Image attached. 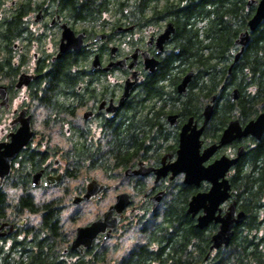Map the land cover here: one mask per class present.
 I'll return each instance as SVG.
<instances>
[{
  "label": "clouds",
  "instance_id": "obj_1",
  "mask_svg": "<svg viewBox=\"0 0 264 264\" xmlns=\"http://www.w3.org/2000/svg\"><path fill=\"white\" fill-rule=\"evenodd\" d=\"M36 3H41L42 7L47 5L50 19L34 22L35 11H29L21 20L24 30L8 44L11 51L3 53L9 61L4 71L7 73L10 67L23 76H0V192L4 194L0 232L11 228L15 233L12 239L23 240L29 255L40 252L48 261L58 264H96L97 259H103L104 264H123L122 258L134 247L143 246L150 253L157 252L164 244L162 235L170 231L165 220L170 219V213L175 210L190 221L185 231L194 226L196 216L200 219L197 234L189 232L184 242V264H196L205 251L209 253L208 264H264V246L255 249V260L245 250L250 241L259 240L262 234L264 190L257 192L254 186L247 192L239 186L230 189L229 179L217 184L214 191L218 196L212 199L208 195L212 186L202 178L196 180L200 185L198 189H190L192 172L176 159L172 143L182 121L191 115L190 125L185 126V137L190 139L196 135L197 126L203 123L205 138L197 140V145L219 147L226 144L229 137L226 134L225 141L220 142L208 139L209 128H223L225 119L231 118L237 125L232 133L236 136L241 123L261 111L262 106L256 105L251 113L242 112L239 106L226 111V101L221 97L227 94L228 82L224 89L215 88L218 93L215 98L197 91L212 86L210 75L221 68L219 63L210 70V75L204 74L203 65L192 63L191 82L178 91L179 72L189 65L176 61L170 65L175 71H168L163 79L156 81L159 99L155 103L163 101L165 105H171V111L178 112L177 116L170 117L166 108H161L158 113L153 110L147 116L122 112L118 104L122 90L126 88L125 102L135 103L144 96L143 83L151 75L149 68L144 66L145 62L148 61L154 71H159L156 59L165 61L170 56L179 55V44L168 42L173 41L172 31L161 35L164 24L146 22L144 14L133 3H127L114 14L101 12L91 25L74 24L67 15H61L55 0H34L33 9ZM257 4L262 9L264 0H243L238 11L225 18L232 34L225 53L227 58L240 51L236 37L244 34L251 38L264 34V16L253 22V31L248 29L250 9ZM16 7L15 0H3L0 18L11 17ZM108 8L115 9L116 5L109 4ZM102 22L105 26L119 23L135 27L131 31L122 30L121 34H114L111 38H101L97 32ZM61 25L76 29L71 34L76 43L66 42L65 47L71 52L80 49L87 53L89 63L83 67L91 72L79 74L81 65H70L68 70L75 77L74 82L59 84L49 90L48 80L36 76V62L43 59L51 67L57 58ZM81 27L90 30L80 31ZM158 36L160 44L157 47ZM26 40L30 43L26 44ZM113 45L116 47L109 57L106 53ZM98 54L105 60L118 61V65L105 68L99 61L95 66L91 65L92 57ZM236 79L242 86V94L252 99L257 87L249 67H243ZM232 103L235 105L234 101ZM139 107L137 104L133 111ZM202 114L208 118L203 119ZM107 121L117 124L123 121L118 135L113 134ZM152 123L156 126L153 127ZM130 133H134L144 147L128 156ZM12 143L17 145L19 155L16 151H7ZM243 143L252 148L251 141ZM237 148L240 152L245 150L233 140L231 148L217 153L216 165H222L220 175L234 163L231 158ZM212 150V147L207 148L208 152ZM165 151L167 155L163 156ZM180 155L181 160L184 159V153ZM201 168L207 171L202 158ZM169 169L171 174H168ZM227 175L231 178L232 171H227ZM194 191L201 193V197L196 198L199 203L194 202L191 211L185 213L187 201L193 198ZM153 192L158 195L153 196ZM26 195L31 197L32 206L37 211L21 206V198ZM224 196L229 199L219 204V199ZM52 201L61 206L54 217L58 238L43 226L38 211ZM249 201L253 202L250 213L255 219L246 224L238 208L246 206ZM127 203H132L133 207L126 211ZM213 207L218 216H212ZM204 210H208L209 215L205 216ZM217 220L224 221V225L216 223ZM234 224L239 227L233 240ZM83 232L90 233L87 239H80L79 233ZM11 242L0 239V258H6L4 264H20L27 257L16 255L20 247L10 250ZM70 249L75 251L70 252Z\"/></svg>",
  "mask_w": 264,
  "mask_h": 264
},
{
  "label": "trees",
  "instance_id": "obj_2",
  "mask_svg": "<svg viewBox=\"0 0 264 264\" xmlns=\"http://www.w3.org/2000/svg\"><path fill=\"white\" fill-rule=\"evenodd\" d=\"M243 0H189L186 3L181 1H172L171 6L176 10V14L173 15V20L176 23L175 33L173 35V41L179 44V55L170 56L165 61H160L159 71L151 73V75L145 80L144 96L148 99V114L159 112L161 108L168 109V113L171 111V105H165L163 101L159 104L155 102L159 99V92L155 87V83L159 79H163L166 73L171 69L170 65L173 62H180L182 64L189 65L179 72L177 77L181 79L183 74L191 69L190 65L195 63L197 65H203V72L205 75H210V70H214L216 64H220L219 70L213 71L210 75L212 80V86L203 91L205 95L218 94L215 88L224 89L225 83L228 82V90L225 96L221 99L226 101L225 110L231 111L232 107L239 106L242 112L251 113L256 105L262 106L264 103V34L253 35L246 44L245 51L233 67L231 74L228 73L227 61L229 58L225 56L227 48L231 44L232 34L230 32L229 22H226L225 18L230 14H234L238 11L240 3ZM3 3V0H0ZM143 8V7H141ZM255 7L250 9L249 19L254 13ZM13 15L10 17L12 19ZM8 26L12 25V21H6ZM197 25L199 27H197ZM238 37H236L237 39ZM207 41V43H204ZM249 67L250 71L255 78L254 83L257 87V92L252 99L245 97L242 94V86L237 81V74L241 72L243 67ZM199 70V69H198ZM215 77L212 79V77ZM191 82V81H190ZM237 87L239 90L238 99H231V90ZM230 97V100H228ZM235 102V105L232 102ZM263 109V106H262ZM261 111L255 114L252 118H255ZM213 115H216L215 113ZM190 116V115H189ZM230 118L225 119L227 124ZM155 127V123H152ZM224 128V127H223ZM223 128H215L208 134V139L216 140ZM214 132V134H213ZM177 138V136H176ZM175 138V139H176ZM205 138V133L203 135ZM131 139V134H130ZM132 139L134 142L139 143V148L142 149V142L139 141L133 133ZM252 148H247L246 153L240 158L238 163L232 169L231 188L233 186H239L247 192L251 187H255L257 192L264 190V135L261 140H253ZM130 146L128 145V148ZM136 150H130L128 156L134 154ZM128 157L126 156L125 159ZM190 189H197L195 186L188 185ZM196 191L193 192V195ZM190 200L187 201L185 206V213H187V207ZM2 203V197H0V207ZM239 205V201H237ZM253 202L249 201L246 206L239 207L246 212L244 222L247 224L255 219V216L250 213ZM49 207H43L46 209ZM47 209V210H48ZM48 213L45 215L47 216ZM170 219L165 220V225L169 228V233L163 234L162 239L164 244L161 245L156 253L148 252L143 246L134 247L131 249L126 257H123V264H184L182 256L184 253V242L187 240L189 232L192 235L197 234L199 228L196 226V220L194 226L190 227L188 231H185L186 225L190 224V221L184 216L176 213L173 210L170 213ZM46 222V217L44 219ZM239 226L234 228V234L232 239H235V233ZM53 229H56V222L53 225ZM261 235L259 240L250 241L245 250L249 255L253 256L255 260V249L264 246V225H261ZM208 254L207 251L203 252L199 261L196 264H202L204 258ZM164 258L162 261L161 258ZM103 261V259H100ZM21 264H56L54 261H48L47 258L42 255V258H26L23 259ZM259 264V262H257Z\"/></svg>",
  "mask_w": 264,
  "mask_h": 264
},
{
  "label": "flooded vegetation",
  "instance_id": "obj_3",
  "mask_svg": "<svg viewBox=\"0 0 264 264\" xmlns=\"http://www.w3.org/2000/svg\"><path fill=\"white\" fill-rule=\"evenodd\" d=\"M172 1H174V0H55V3L57 5V9L61 15H67L69 17V19H71L74 22V24L76 22H79V24H81V25L84 23H88L91 25L92 21H94L101 12L111 11L114 14L116 11H119L120 8L125 6L127 3H133L136 5V7L139 9V11L142 14H144V19L146 22L163 23L164 28H165L166 24L169 21H172L174 26L176 25L175 21L173 20V15L176 14V10L174 8H172V6H171ZM176 1L182 2V0H176ZM187 1H189V0H187ZM15 3L17 5V7L14 11V14H15L14 17L12 19H10V17L9 18H0V43H2V46H0V76H4L6 78H11L12 75L18 74V73H16L15 70L11 69L10 67L8 68L7 73L4 71V68L9 65V61L7 58L4 57L3 53L11 51V49L8 47V44L14 38L19 37L21 32L24 30L23 27L21 26L22 18L25 15H27V13L29 11H35L34 22H39L42 19H50V17L48 16L47 5H44L42 7L41 3H36V8L33 9L32 4L34 3V0H15ZM109 4L116 5V8L115 9H109L108 8ZM141 7H143V8H141ZM255 8H256V6H255ZM39 13H41L40 17H38ZM6 21H12V25L8 26L6 24ZM52 22L54 24V21H52ZM99 27H100V30L97 32V35H99L101 38H104V37L111 38L114 36V34L115 35L121 34L122 30L123 31H131L132 28L135 26L134 25H127V24H119V23L115 24L114 26H105V24L102 22ZM64 29H66L65 34L68 33L70 38H71L72 32H74L76 30L74 27H67L66 28L64 25H61V31H60L59 40H58L57 58L52 63L51 67H49L47 62L43 59L37 60V62H36L37 63L36 76L48 80L49 90H54L57 87V85H59V84L71 85L74 82L75 77L68 70L70 65L80 64L81 68L79 69V74L88 75L91 72V69L86 70L83 67V65L89 63V61L87 59V53H85L83 50L77 49L76 52H71L68 49H65L64 51L61 50L62 41L65 43L66 42L70 43V44L76 43V41H74L72 39L69 40L67 38H64V39L62 38ZM175 29H176V26H175ZM89 30L90 29H84L82 27L80 28V31H89ZM174 33H173V35H174ZM151 39L152 38L149 37L150 41H151ZM156 40H157V38H156ZM168 42H170V41H168ZM25 43L28 44V43H30V41L26 40ZM115 47H116V45H113L112 49H109L108 52L106 53V55L110 57L111 52L115 49ZM245 47H246V45L244 46V49H243L240 57L238 58V60L234 61L235 54L238 51H235L231 55V58L228 59L227 65H228V73L229 74H231L233 67L241 59V57L245 51ZM98 61L100 63H102L105 68H108L109 65L117 64V61H113L111 59L105 60L104 56H101L100 54L93 56L90 63H91V65L95 66ZM159 62H160V60H159ZM230 66H232L231 71H229ZM18 75L23 76V74H18ZM34 82H36V81H34ZM17 83H19V81H17ZM143 85H144V83H143ZM234 88H237V87H234ZM124 91L125 90H122L120 93V97L118 98V104L120 103V100H121V97H122ZM133 91H135V89ZM216 96H217V94H216ZM231 99L236 100V99H233L232 97H231ZM102 104H103V102H101V106H102ZM137 104L140 106L139 110L133 111V109L136 108ZM262 106H263V109L261 110V112L264 111V105L262 104ZM119 107H120V110L122 112H125V113L132 111L133 116H139L141 113H143L145 116H147V114H148V99L146 97H142L139 101H136L135 103H133L132 101H127V102L123 101L122 103L119 104ZM171 113H175L178 115V112H170V113H168V115ZM116 114L119 115L120 112H118ZM202 116H203V114H202ZM190 117H192V116L190 115L182 121L181 126L178 130V133H177V138L172 141V143L175 145L174 151L176 153H177V150L179 148V133H180L181 127L184 123H186L188 121V119ZM203 119H204V116H203ZM230 120H232V119L230 118L228 120L226 126L228 125ZM122 123H123V121H121L120 124H117L115 121H107L106 122L107 126L112 128L114 135L119 134L120 127H121ZM246 123L247 122H245V123L242 122L241 125H244ZM201 125H202V123L197 127H200ZM225 127L221 130L219 137L215 140L216 142L219 141L220 136H221L223 130L225 129ZM212 131H213V129L209 128L208 134L211 133ZM204 133L205 132L203 131V133L201 135V140L204 139L203 138ZM130 134H131V139H130L131 142L129 143V146H130L129 148H130V150H136L139 148V143L134 142V140L132 139L133 133H130ZM253 140L259 141V140L255 139L254 137H252L251 135H248L246 137H242L240 139H235V141L238 144H240V146L244 145L243 142H245V141L253 142ZM10 146H11V144L9 145V147ZM143 147H144V145L142 143V148ZM205 147H207V146L202 145L201 150ZM231 147H232V143L225 144V145L221 146L214 153V155H212L210 157V159L205 162V164H208V163L212 162L213 160H215L216 158H218L217 153L219 151H221V149H226V148H231ZM237 149H236V152H237ZM236 152L233 155V157L236 155ZM16 153L19 155V149L17 150ZM35 155H39V153H36ZM166 155H167V151H165L163 153V156H166ZM163 156H162V158H163ZM43 158H46V156ZM234 166L230 169V171H232ZM39 174H42V173H37V175H39ZM168 174H171V171H169ZM228 178L230 179L229 176H228ZM204 181H207V180H204ZM207 182L210 184L209 181H207ZM189 185L195 186L197 189L200 186V185H194V184H189ZM197 192L198 191H196V193ZM155 194H157V192L152 193L153 196ZM0 197H2V203H1V207H0V218H2V216H3L2 209L4 207V194L2 192H0ZM148 199H151V197H148ZM21 206L24 208H29L33 211H37V209L33 208L32 203H31V197L29 195L23 196L21 198ZM44 207H49V209L48 208H46V209L41 208L38 210L41 212V215H42V219L44 222L43 226L50 230V234L52 236H55L58 238L57 220L54 219V217L56 216V213L59 210H61V206L59 205L58 202L52 201ZM132 207H133V205H132V203H130L127 206H125V210L127 211V210L131 209ZM240 209L241 208H238V210H240ZM47 213H48V215L45 216ZM45 217H46V222L44 221ZM195 220L197 221V216H196ZM55 222H56V229H53V225ZM4 223L6 224L7 222L5 221ZM30 230L31 229H26V231H30ZM13 235H15V233H13L11 231V228H9V230L7 232H0V239H6V240L12 241L9 244L10 250H14L17 247H20L21 250H20V252L16 253L17 256L27 257V258H36V257H39L40 259L42 258V254L40 252H37L35 255H29L28 249L23 246V240H19V241L13 240L12 239ZM38 247H39V245H38ZM69 251L74 252L75 250L70 249ZM9 254H11V253H9ZM5 259L6 258H0V264H4ZM22 260L20 261V264H21ZM54 262L56 264H58V262H56V261H54ZM200 263L208 264V258L206 259V257H205L204 260ZM96 264H104V261L97 259Z\"/></svg>",
  "mask_w": 264,
  "mask_h": 264
},
{
  "label": "water",
  "instance_id": "obj_4",
  "mask_svg": "<svg viewBox=\"0 0 264 264\" xmlns=\"http://www.w3.org/2000/svg\"><path fill=\"white\" fill-rule=\"evenodd\" d=\"M40 16H41V13L38 14V17H40ZM260 16H264V7H262V9H261V5L257 4L252 17L248 21V29H249V31H253L252 24ZM65 30L66 29H64V31H63V37L62 38L63 39L67 38V39L71 40V38L68 35V33L65 34L66 33ZM170 30L172 31V33L175 32V26H174L172 21H169L166 24V26L164 28V33H161V35H164L165 33H167ZM248 41H249V38L245 37L244 34H242L240 37H238L236 39V43L240 44L241 46H240V51H238L235 54L234 61L238 60V58L240 57V55H241V53H242V51L244 49V46L246 45V43ZM156 44H157V47L160 44V37L159 36L157 37ZM65 49H67L65 47V42L62 41L61 50L64 51ZM132 55H133V58L136 57V53L135 52H133ZM155 63L159 64V59H156ZM117 64H118V61H117ZM144 66L149 68V72L150 73H154L155 72L152 68L149 67V62L148 61L145 62ZM231 67L232 66H230L229 71H231ZM190 78H191V69L188 70L182 76V78L180 79L179 83L176 86L177 90L178 91L181 90L182 86H184L187 83H189L191 81ZM125 85H127V81H126ZM125 91H126V88H125ZM230 94H231V97L233 99H237L238 96H239L238 88L232 89ZM123 96H124V93H123V95L121 97L120 103L123 102ZM215 97H216V94L212 95V98H215ZM263 105H264V103H263ZM206 109H207V106H205V110ZM169 116L170 117L171 116H177V114L171 113V114H169ZM203 116H204L205 120L208 118L206 115H203ZM262 118H264V111L260 112L255 118L249 120L246 124L240 125L239 134L236 135V136H233L232 133L237 128V125L233 122V119L230 120L228 125L223 130L218 142L225 141L226 134L229 137V139L227 140L226 144L232 143L233 140L240 139V138L246 137L248 135H251L255 139L260 140L263 137V135H264V119H262ZM191 120H192V117H190L188 119V121L186 123H184L182 125V127H181V130H180V133H179V148L177 150L176 159L178 161H180L182 166L187 167V168H189L191 170L193 182L190 183V184L199 185V183H196L197 178H202L203 180L209 181L212 187L208 190V195L212 199H216L217 196H218V193H216L214 190L216 189L217 184H223L225 180H229L228 175H227V171H229L240 160V158L246 153V147L244 145H241L242 147H245L244 152H240L239 148L237 149L236 155L231 158L234 161V163H232V164H230L228 166V169H226L224 171L223 175H220L219 173L221 171L222 165H216L217 158L215 160H213L212 162L208 163V164H205V162L208 161L210 159V157L212 155H214V153L221 146H223L225 144H220L219 147H215L213 145H209V146H207V147H205V148H203L201 150L202 144L201 145H197L196 141L197 140H201V135L203 133V128H204L203 123H202V125L200 127H197V129H196L197 134L192 136V138L188 139L184 135L185 126L186 125H190ZM191 131H192V129L189 128V132L190 133H191ZM208 147H212L213 150L211 152H208L207 151ZM17 150H18V148H17V145L15 143H12L11 146L7 149V151H9V152H11V151H16L17 152ZM182 152L184 153V159L181 160V155L180 154ZM206 152H207V155H205ZM201 158L203 159V163L205 165H207V171L206 172L201 168ZM212 165H216V167H213ZM169 171H171V169H169ZM229 188L231 189V183L229 184ZM156 195H158V193L155 194L154 196H156ZM197 197H201L200 191L195 193L193 195V198L189 201L188 207H187V212L191 211L194 202L195 203H199V201L196 199ZM227 199H229V197L228 196H224L222 199H219L218 203L222 204ZM117 203H121V202L117 201ZM128 204H130V203L125 204V206H127ZM230 207H231V205H230ZM197 211H199V209H197ZM238 211L242 215L243 221H244V219L246 217V212L243 209H240ZM204 215L205 216L209 215L208 210H204ZM218 215H219V213L216 212L215 207H213L212 216L215 217V216H218ZM216 223H219L222 226L224 225V221H222V220H217ZM196 226L198 228H200L199 216H197ZM235 226L236 225L234 224L233 225V234H234V227ZM89 235H90V233H88V232L79 233V237L82 240L83 239H87V237ZM213 246H215V242L214 241H213ZM208 255H209V253L206 255V259L208 258Z\"/></svg>",
  "mask_w": 264,
  "mask_h": 264
},
{
  "label": "rangeland",
  "instance_id": "obj_5",
  "mask_svg": "<svg viewBox=\"0 0 264 264\" xmlns=\"http://www.w3.org/2000/svg\"><path fill=\"white\" fill-rule=\"evenodd\" d=\"M130 250H131V249H130ZM130 250H129V251H130Z\"/></svg>",
  "mask_w": 264,
  "mask_h": 264
}]
</instances>
